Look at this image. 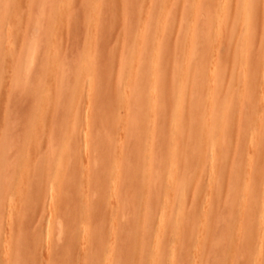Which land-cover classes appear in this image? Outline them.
Segmentation results:
<instances>
[{"label": "rangeland", "instance_id": "374dc122", "mask_svg": "<svg viewBox=\"0 0 264 264\" xmlns=\"http://www.w3.org/2000/svg\"><path fill=\"white\" fill-rule=\"evenodd\" d=\"M161 1L0 0V264H264L263 179L256 190L260 207L254 210L252 220L242 209V183L260 161L258 147H262L264 160V82L263 73L255 65L264 60V3L259 11L253 8L243 15L242 8H236V2L244 6V0H228L218 5L215 2L220 0H204L202 15L197 21L202 25L196 24L197 36L188 48L196 49L197 44L205 40L208 35L205 23L221 33L216 39L212 36L208 39L212 46L208 49L205 69L198 68L201 66L198 64V69L192 73L188 58L174 47L177 41L179 44L184 41L185 29H190L188 4L191 1L182 0L178 11L174 13L173 8V14L165 17L159 14ZM92 3H96L93 4L95 7ZM162 24L170 26L166 46L161 52L157 51L155 29ZM244 26L250 29L251 36L244 34ZM31 45L37 52H33ZM29 49V53H34L32 60ZM157 53L158 63H161L152 79L148 74L153 64L150 61ZM199 58L200 54L195 51L189 59L195 61ZM214 63L220 64L217 70ZM210 68H214L210 71L215 70L216 92L230 94L227 107L221 110L228 127L219 136L202 141L200 138L210 131L204 126L206 120L183 118L173 126L177 113L172 112L170 103L175 104L180 91L188 99H193L199 90L198 93L203 91L201 83L209 77ZM136 70L142 75L133 81L135 86H131L129 92L133 95V103L129 111L124 112L118 103L121 100L118 97V76L119 73L134 75ZM191 73L199 79H196L198 86L189 84ZM60 74L63 76L60 79L64 80L59 85L57 75ZM239 74L241 77L237 78ZM153 84L160 106L150 121L149 111L144 109L141 112L142 108L138 111L134 98L141 100ZM165 88L170 93L166 94ZM73 94L76 98L72 100ZM205 95L206 92H201L197 99ZM220 95L215 93L218 101ZM68 97L75 102L73 106ZM190 103L193 104L192 100ZM205 103L196 104L195 109L203 112L207 106ZM195 109L191 108V111ZM67 117H70L68 127L65 125ZM253 119L258 120L256 130L263 135L259 143L249 142L250 130L246 127ZM155 122L159 127L156 125V130L145 137V127H152ZM73 126L77 132L75 139L71 140L73 147L67 149L65 142ZM107 134L111 136L109 139ZM64 137L65 142L62 141ZM177 137L196 141L191 150L179 158L181 163L190 162L196 166L190 169V173L195 174L190 179L182 176L186 165H178L176 173L162 167L167 161V146ZM102 139L110 142V152L118 158L117 162L109 161L97 170L95 161L103 153H110L102 151L98 145ZM140 140L149 145V159L155 163L150 182L146 175L143 177L142 166H138L146 155L144 150H139ZM60 143L62 148L58 149ZM179 145L176 141L171 146ZM66 150L68 155L69 150L72 151V160L69 166L68 161L64 162L67 165L63 167L68 166L66 172L59 167L62 168L60 181H67L63 188L67 179L73 183L71 186L66 184L60 196L59 187L51 185L52 169L48 158L61 160L62 157L56 156ZM74 156H78V160L75 161ZM213 159L220 160L211 172ZM115 164L123 169V177L117 171L114 173ZM128 169L139 170L138 176L143 177V184L149 190L160 178L165 182L179 181L188 190L181 199L166 188L160 193L161 205L168 201L174 203L170 213L176 209L178 201L181 202L184 214L180 217L186 220L179 232L176 231V218L167 219L165 232L161 235L163 248L159 244L156 225L152 223L143 228L141 224L144 218L141 203L147 201L136 200L139 185L131 186L132 175ZM240 177H243L242 183L236 179ZM34 179L36 183L32 182ZM37 180L41 181L40 186H36L39 184ZM113 185L118 189L117 197L108 191ZM54 187L53 195L56 196L52 198ZM238 188L243 191L238 192ZM103 192L107 193L104 200ZM80 198L84 199L83 203ZM80 205L85 208L86 228L82 224ZM163 206L157 209L153 202L146 205L147 219L154 222L167 213L168 209ZM61 223L64 229L61 227L60 231ZM248 230L252 237L246 240ZM6 242L10 244L5 246ZM101 243L105 245L101 246ZM98 252L106 259H99ZM172 256L173 261H170Z\"/></svg>", "mask_w": 264, "mask_h": 264}, {"label": "bare ground", "instance_id": "6f19581e", "mask_svg": "<svg viewBox=\"0 0 264 264\" xmlns=\"http://www.w3.org/2000/svg\"><path fill=\"white\" fill-rule=\"evenodd\" d=\"M36 1V0H35ZM157 1V0H156ZM182 0H163V1H161L162 3H160L161 4V6H159L160 7V10L161 11H159V14L161 13V17H165L166 15H168V14H171L172 12L171 11H173V8H174V13L176 12V11H178V8H179V6H180V2H181ZM189 1V0H188ZM191 1V2H190ZM189 2L191 3V4H188V6L190 5V13H189V18H190V21H191V23H190V29H188V30H186L185 29V31H187V33L185 32V34H184V36H183V39H184V41L183 42H181V44H179V41H177L176 42V44L174 45V47H175V49L177 50L178 49V51L180 52V51H182V53H183V55L184 56H186L187 58H188V65H189V68H190V71L192 72V73H194L198 68H203V69H205V66H206V63H207V55H208V49H209V47H211L212 46V44H208V39H209V37L210 36H212V37H214L215 39H216V36L219 34V33H221L220 32V30L219 31H215V30H213L212 29V26L211 25H209L208 23H203L204 24V26H205V28H207L208 27V30H207V33H208V35H206V38H205V40H202V41H200L198 44H197V48L196 49H191V48H188V45L189 44H191L192 43V41H193V39L197 36V34H195L197 31V28H196V24L197 25H200V24H198V23H200V22H197L198 21V17H199V15H202V13L200 14V12H201V8H202V4H203V1L204 0H190ZM228 0H220V1H216L215 2V4H219V3H226ZM239 1H241V0H239ZM246 3L244 4V6H242V5H240L239 4V2H236V8H242V10H243V15H246V14H248V13H250V10L251 9H257V11H259V9H260V5L262 4V3H264V0H244ZM39 2H41V1H39ZM93 2H95V1H93ZM159 2V1H158ZM157 2V3H158ZM187 1H185V3H186ZM91 3V2H90ZM96 3H97V0H96ZM96 3H92V5L93 4H96ZM156 3V2H155ZM182 4H183V2H182ZM28 5V4H27ZM38 5H40V3H38ZM111 5V4H110ZM186 5V4H185ZM94 7H95V5H93ZM156 6V5H155ZM171 6H173L172 7V9H171ZM38 7H40V6H38ZM42 7V6H41ZM40 7V8H41ZM89 7H92L91 5L89 6ZM110 7V6H109ZM182 7V6H181ZM184 7H186V6H184ZM188 8V9H189ZM42 9V8H41ZM91 9V8H90ZM93 9V11H94V8H92ZM154 9V8H153ZM157 8L155 7V11H157L156 10ZM185 9H187V8H185ZM61 10V9H60ZM92 11V12H93ZM95 11H98V9L96 10L95 9ZM154 11V12H155ZM188 12H189V10H187ZM264 11V10H263ZM67 12H68V10H67ZM186 12V11H185ZM94 13V12H93ZM92 13V15H95L97 12H95V14H93ZM187 13V12H186ZM173 14V13H172ZM62 16V15H61ZM90 17V16H89ZM92 17V16H91ZM90 17V18H91ZM66 18V17H65ZM90 18L88 19V20H90ZM201 18V17H200ZM92 19H93V17H92ZM17 22V21H16ZM10 25V24H9ZM169 25V24H168ZM168 25L166 24V25H160V26H158V27H156L157 29H155V31H156V40H157V51H161L162 49H164V47L166 46V39H167V31H168ZM202 25V24H201ZM200 25V26H201ZM170 26V25H169ZM203 26V27H204ZM220 26V25H219ZM223 27H225V25L223 26ZM245 27V29H244V34L245 35H247V36H251V33H250V29L247 27V26H244ZM11 28V27H10ZM170 30V29H169ZM171 31V30H170ZM214 31V32H213ZM57 32V31H56ZM182 33V32H181ZM172 34V33H171ZM170 34V35H171ZM169 35V34H168ZM179 35V34H178ZM181 35V34H180ZM181 37V36H180ZM181 40H182V38H181ZM207 41V42H206ZM135 42V41H134ZM137 42V41H136ZM165 42V43H164ZM168 42V41H167ZM170 42V41H169ZM14 44V43H13ZM56 44V43H55ZM138 44V43H137ZM171 45V44H170ZM181 45V46H180ZM30 46V45H29ZM134 46H136V45H134ZM172 46V45H171ZM6 47H8V46H6ZM32 47H34V45L32 46L31 45V48ZM30 48V49H31ZM172 48V47H171ZM171 48H169V51H170V49ZM30 49L28 50V54L31 56L30 57V60H32V58L34 57L33 55H34V53H33V55H32V52L31 53H29V51H30ZM36 48L34 47V51L33 52H35L36 50H35ZM137 49V48H136ZM181 49V50H180ZM215 49V48H214ZM33 50V49H32ZM31 50V51H32ZM135 51V50H134ZM195 51L196 52H198L199 54H200V58H199V60H195V61H192V60H190L189 58H190V56L192 55V54H194L195 53ZM37 52V51H36ZM162 52V51H161ZM168 52V51H167ZM235 52H236V54H237V51L235 50ZM50 54V53H49ZM159 54H160V52H159ZM159 54L157 53V54H154L152 57H151V61L150 62H152L153 64H152V66H151V68L149 69V72H148V74H151V76H152V79H154L155 77H156V75H155V73H156V71L158 70V68L160 67V63H161V61L158 63V61L160 60V58H158L159 57ZM29 55H28V57H29ZM33 56V57H32ZM49 55H47V57H48ZM133 56V55H132ZM47 57H46V59H47ZM138 57V56H137ZM163 57H165L164 58V60L166 61V55H164ZM50 58H51V56H50ZM53 58V57H52ZM61 58V57H60ZM133 58H134V56H133ZM49 59V58H48ZM50 60H52V59H50ZM138 59H136V61H137ZM209 60H210V58H209ZM49 61V60H48ZM212 61H213V59H212ZM59 62V61H58ZM209 62V61H208ZM264 62V60H262L261 62H257V63H255V65L256 66H258V68H259V71L260 72H262L263 73V76H262V80H263V82H264V64L263 65H261L262 63ZM202 63V64H201ZM211 63H213V62H211ZM247 63V61H244V64H246ZM198 64H200L201 66H199L198 68H196L197 66H198ZM214 64H216V63H214ZM219 65L220 64H216V67H214L215 68V70H217L218 69V67H219ZM214 68H212V69H214ZM123 69V68H122ZM211 68L209 69V71L210 70H212ZM200 70V69H199ZM215 70L214 71H210L211 73L209 74V77L204 81V83H201V86H202V84H203V86H204V88L202 89L203 91H201V92H206V95H205V97H202V98H198L197 99V96H199V94L201 93H198V92H196L195 94H197V95H195V97L193 98V99H191V97L188 99L183 93H182V91H180V95H179V97L177 98V99H175L174 101H175V104H172V103H170V105H171V110H172V112H176L177 113V117L174 119V121H172V124H173V126H175L176 124H178V121L180 120V119H183V118H186V119H188L189 121H191V119H192V117H195V119H198V120H201V119H204V120H206V123L204 124V126L206 127V128H210V131H208V133H206L205 135H203L201 138H200V140H204V139H207V138H209V137H217V136H219L220 135V133H222V131H223V129L225 130V128L227 129V125H226V117H225V115H223V114H221V110H223V109H225L226 107H227V104H228V101H229V99H230V94L229 93H224L223 91L222 92H220V93H218V92H216V90L218 89V86H217V84H216V80H215V75H214V72H215ZM140 71V70H139ZM137 74H136V73ZM135 72H133L134 73V75H132V74H125L124 76L123 75H121L120 73H119V76H118V80H119V95H118V97L120 96V102H118L119 103V106H120V108H123L124 109V112L126 111V112H128L129 111V109H130V107H131V104L133 103L132 101H133V95L132 94H130L129 95V92H131L132 91V87L131 86H135L134 85V82L133 81H135V80H138V75H142V73H138V70H136ZM61 74H62V72H60ZM191 73V74H192ZM59 74V73H58ZM61 74L60 75H57L58 77H59V79L60 78H62L63 76H61ZM61 76V77H60ZM58 77H57V79H58ZM241 77V75L239 74L238 76H237V78H240ZM56 79V78H55ZM117 79V78H116ZM196 78V76L194 75V74H192L191 75V80L189 81V84H191V85H197L198 86V83H197V80H199V79H197ZM61 80V81H60ZM60 80H58V84L60 85V83L59 82H62L64 79H60ZM56 82V81H55ZM138 82V81H137ZM12 83V82H11ZM16 84V83H15ZM131 84V85H130ZM135 84H136V82H135ZM62 83H61V88H62ZM153 87L155 86V84H153L152 85ZM151 86V87H152ZM116 87V86H115ZM114 87V88H115ZM151 88V90H149L148 92H147V94L140 100V98H137V99H135L134 98V100L135 101H137V108H138V111H139V108H142L140 111L142 112V110L144 111V109H147L148 111V113H149V117H150V121H153V118L157 115V112H158V109H159V104H158V97H157V93H156V90H154L155 89V87L154 88ZM117 88V87H116ZM58 89H60L59 87H58ZM71 89V88H70ZM69 89V90H70ZM77 89V88H76ZM74 90H75V87H74ZM79 90V89H78ZM58 91V90H57ZM64 91V90H63ZM60 92V94H62V90L61 91H59ZM76 92V91H75ZM75 92H73V93H75ZM168 92L170 93V91L168 90V88H165V93L166 94H168ZM63 93H66V91L65 92H63ZM77 93V92H76ZM79 93V92H78ZM215 93L219 96L220 94V97H221V99H220V101H218L216 98H215ZM44 95H46L45 94V92L43 93ZM67 94H70V93H67ZM171 94H173V92L171 91ZM72 95V94H71ZM63 95H61V97H62ZM67 96V95H66ZM74 96H76V95H74L73 94V97L71 98L72 100H73V98H76V97H74ZM56 97H58L57 95H56ZM60 97V96H59ZM264 97V96H263ZM145 98H148V99H151L150 101H146L145 100ZM70 99V100H71ZM69 100V97H68V101H70ZM71 100V103H72V106H73V102L74 101H72ZM132 100V101H131ZM190 100H192V102H193V107H192V105H191V103H190ZM227 100V101H226ZM67 101V102H68ZM129 101H131V102H129ZM135 101H134V108H136L135 107ZM203 101H206V103H205V105H207L206 106V109H204L203 110V112H198L196 109H195V106H196V104H199L200 102H203ZM223 101H226V102H223ZM240 102H243L242 100L240 101ZM245 102V101H244ZM68 103H70V102H68ZM75 103V102H74ZM56 104V103H55ZM82 104V103H81ZM58 105V104H57ZM132 105V106H133ZM166 105V104H165ZM55 106V105H54ZM69 106H71L70 104H69ZM166 107V106H165ZM191 108H194L195 110H193V111H191ZM197 109L199 108L198 107V105H197V107H196ZM242 109H243V107H241ZM240 108V111L242 110ZM166 109H167V107H166ZM165 109V110H166ZM162 110H163V108H162ZM169 110V109H168ZM244 110V109H243ZM186 111V112H185ZM167 112V111H166ZM165 112V113H166ZM107 114H109L108 112H107ZM128 113H126V115H127ZM141 114V117L140 118H142V113H140ZM145 114H146V112H145ZM71 116V115H70ZM129 116V115H128ZM128 116H126L127 118H128ZM139 116V115H138ZM147 116V115H146ZM145 116V117H146ZM69 118L70 117H67V121L69 120ZM140 118H139V120H140ZM143 119V118H142ZM67 121H65V122H67ZM70 121H71V119H70ZM76 122V121H75ZM123 122V121H122ZM144 122V121H143ZM141 123H142V121H141ZM157 122H155V123H153V125H152V127H148V126H146L145 127V129H146V136L145 137H147L149 134H150V132L151 131H154V130H156V125L158 126V124H156ZM69 124V121H68V123H65V125L67 126ZM126 124H127V121H126ZM125 124V125H126ZM128 124H129V122H128ZM127 124V125H128ZM138 124V123H137ZM139 124H140V121H139ZM215 124H217V125H215ZM262 124V123H261ZM73 125V124H72ZM238 125L240 126V124L238 123ZM258 125H259V122H258V120H256V119H253V120H249L248 121V124H247V127L246 128H248L250 131H249V133H250V135H248V137H250L249 138V142L250 143H254V142H257V143H259V142H261L262 141V138H263V135L261 134V133H259V132H257V130L256 129H258ZM237 126V125H236ZM239 126L238 127H236V129H238L239 128ZM68 127V126H67ZM113 127H116V125L115 124H113ZM128 127V126H127ZM159 127V126H158ZM74 130H73V129ZM71 129H70V136L69 137H67L68 139H66V137H64L63 138V140L62 141H64L65 139L67 140V142H65L66 143V145H67V149H69V147L71 148V147H73V146H71V144L73 143L71 140H73V139H75V135H76V132H77V130H76V127H72ZM67 128L65 127V130H66ZM123 129H124V127H123ZM128 129V128H127ZM219 130V131H218ZM67 131V130H66ZM120 132V131H119ZM122 132V131H121ZM239 132V131H238ZM124 133H125V131H124ZM123 133V134H124ZM74 134V136H72ZM119 134V133H118ZM140 135V134H139ZM78 136V135H77ZM107 136H108V139L111 137L110 135H108L107 134ZM125 136V135H124ZM199 140V141H200ZM60 142V140H56L55 142ZM141 141V140H140ZM176 141H178L179 142V147H173V146H171L172 145V142H176ZM168 146H167V161H166V163H164L163 164V169L165 170V169H168L169 170V172L170 173H176V171H177V168H178V165H186L187 166V168L185 169V171H184V175H183V173H182V176H184V179H190V178H192L195 174H192V173H190L191 172V168L193 169L194 167H196V166H193V165H190V162H188L187 164L186 163H181L180 162V160H179V158L181 157V156H183L187 151H189V150H191V148H192V146H193V144L195 145V142L196 141H188V140H184V139H181L180 137L178 138H176V139H173V141H172ZM221 142H222V140H221ZM52 143L54 144V142L52 141ZM82 143V142H81ZM96 143V142H95ZM138 143V142H137ZM141 143H142V141H141ZM147 142H143L142 144H141V146H140V149L139 150H144L145 152H146V155L143 157L144 159H143V163L141 162V165H138L139 167L140 166H142L141 168L142 169H140V171L142 172V175H143V177H145V175H146V178H148V181L150 182V179L153 177L152 175L154 174V172L153 171H155V170H153V169H155V163L154 162H152L150 159H149V149H150V147H149V145L148 144H146ZM249 143V144H250ZM52 144V145H53ZM88 144V143H87ZM56 145V144H55ZM60 145H61V143H60ZM65 145V146H66ZM98 145L101 147V149H102V151H111V146H110V142L108 143V141L106 140V139H102V140H100V141H98ZM260 145V144H259ZM58 146V145H57ZM56 146V147H57ZM138 146H139V144H138ZM171 146V147H170ZM87 147V146H86ZM128 147V146H127ZM137 147V146H136ZM60 148H62V145H61V147L59 146L58 147V149H60ZM65 148V147H64ZM65 148V149H66ZM139 148V147H138ZM65 149H61V150H65ZM73 149V148H72ZM71 149V150H72ZM127 149H129V147L127 148ZM258 151H259V157H260V161H259V163H258V165L255 167V169L251 172V175H250V177H248V179H244V181H243V183H242V179H243V177H240V178H236L238 181H239V183H242L243 184V190H244V202H243V204H242V209H243V211H245V214L247 215V217L248 218H250V220H252L251 218H252V214H253V212H254V210L255 209H259V207H260V201H259V199H258V194L256 193V190H257V186H258V184L260 183V181H261V179H263L264 180V160H263V154H262V147H258ZM56 150V149H55ZM71 150H69V152H71L72 153V151ZM88 150H89V148H88ZM63 152V151H62ZM53 153V152H52ZM60 153V155H58L57 154V156L56 157H62V159H66L65 161L64 160H59V158H55V160L52 158V157H50V158H48L49 159V162H50V169H52V173H51V185L53 184L56 188L57 187H59L58 189H57V191L58 190H60V194H59V192L57 193V194H59L60 196H62V194L63 193H61V191L62 192H64L65 191V186H66V184H67V186L69 185V186H71L72 185V183H73V181L71 180L70 181V179H67L68 180V183H65V186H64V188H63V184H64V182H67L66 181V179H64V182H63V176L61 177L62 179V182L60 181V171H62V170H60V169H62V168H64L65 167V165H67L66 163H67V161H68V166L71 164V153H69V155L67 154L68 153V150H66V153H65V151L63 152V153H61V151L59 152ZM66 154V155H65ZM74 154V153H73ZM73 154H72V156H73ZM62 155H65L66 156V158H64L65 156H62ZM89 155V154H88ZM54 157V156H53ZM75 157V156H74ZM74 157H73V160H74ZM78 157V156H77ZM77 157H75V161L76 160H78V159H76ZM89 157V156H88ZM117 157V156H116ZM118 158V157H117ZM117 158H115L113 155H112V153L110 152V153H108V154H105L104 155V153L101 155V157L99 158V159H97L95 162H97V164L95 163V165H98V167H97V170L99 169V168H102L103 167V165H106V163L107 162H109V161H116L117 160ZM204 161L206 160V158L204 157V158H202ZM139 160V159H138ZM141 160V159H140ZM219 160L220 159H213L212 160V162H211V164L210 165H212V167H211V172H212V169H214V165H216L218 162H219ZM62 161V162H61ZM75 161H74V163H75ZM86 161V160H85ZM61 162V163H60ZM64 162H66L65 164H64ZM70 162V163H69ZM78 162V161H77ZM117 162V161H116ZM73 164V163H72ZM88 164H90V161H89V163ZM251 164V163H250ZM248 164L250 167L249 168H251L252 169V167L251 166H253V164ZM63 165H64V167H63ZM74 165H76V164H73V166ZM60 166H62V168H59ZM68 166H66V169L68 168ZM114 166V169H115V172L114 173H116V171H117V174H118V172H119V175H121V177H123V169H119L118 168V166L115 164V165H113ZM137 166V167H138ZM39 167H41V166H39ZM38 167V168H39ZM86 167V166H85ZM138 167V168H139ZM248 168V171H249V173H250V169ZM6 169V168H5ZM66 169L64 168L63 169V172L65 171L66 172ZM196 169V168H195ZM85 170V169H84ZM126 170V169H125ZM131 171V169H128V171ZM127 171V170H126ZM125 171V172H126ZM139 171V170H138ZM138 171H135L134 172V170L133 171H131V174L130 175H132V181H131V186H134V185H136V184H138L139 186H138V188H139V191H138V195H137V197H136V200H138V199H144L145 201H147V202H145V204H143V202L141 203L142 205H143V220H142V222H141V224H142V226H143V228H145L147 225H150V224H155L156 225V232L158 233V237H159V244L161 245V248H163L162 247V240H161V235L165 232L164 231V225H165V222L167 221V219L169 218V217H171V218H176V221H175V224H176V231H181L182 229H183V226H185V218H182V217H180V215L181 214H184V206L182 205V204H180L181 202L180 201H178V203H177V207H176V209H174L173 211H171V213H170V209H171V205H173L170 201H168V202H166L165 204H164V206L163 205H161L162 203L159 201L160 199H159V196H160V193H162V191H163V188H166V189H169V190H172V191H174V193H176V195L178 196V199H181L182 198V196L188 191L187 190V188L183 185V184H181L179 181H175V182H165V180L164 179H162V178H160V179H157V180H155L154 181V188H152V189H148V188H146V186L143 184V177H141V175H139L138 176ZM140 172V173H141ZM27 173V172H26ZM114 173H113V175H114ZM128 173V172H127ZM214 173V172H213ZM38 174H40V173H38ZM61 175H65V173H63L62 174V172H61ZM118 175V176H119ZM40 176V175H39ZM66 176V175H65ZM83 177V176H82ZM120 177V176H119ZM129 177V176H128ZM21 178V177H20ZM65 178V177H64ZM89 179V178H88ZM35 181V179L34 180H32V182H34ZM37 182H39L38 180H37ZM41 182V181H40ZM40 182H39V184H36V186L37 185H41L40 184ZM62 184H61V183ZM22 183H23V181H22ZM34 183H36V181L34 182ZM18 184V183H17ZM109 184V183H108ZM20 185H22V184H20ZM31 185H32V183H31ZM85 185V184H84ZM35 186V185H34ZM38 186V187H39ZM37 187V188H38ZM52 187V189H53V186H51ZM54 187V190L51 192L52 194V198H54L55 196L53 195L54 194V192L56 191V188ZM84 187V186H83ZM137 187V186H136ZM30 188H32V187H30ZM29 188V189H30ZM87 188V187H86ZM33 189V188H32ZM38 189H40V188H38ZM63 189H64V191H63ZM70 189V188H69ZM68 189V190H69ZM116 189H117V187L115 186V185H113V188H111L110 190H108V191H110L111 192V194L113 193L115 196H116ZM131 189V188H130ZM18 190V189H17ZM88 189H86V191H87ZM118 190V189H117ZM241 188H238L237 189V191L239 192H241ZM242 190V191H243ZM30 191V190H29ZM35 191V190H34ZM105 191H107V189L105 190ZM31 192V191H30ZM196 192H197V190H196ZM135 193V192H134ZM64 194H66V192L64 193ZM79 194H82V192H80ZM85 194H87V196H88V199H87V201L89 202V195H88V192L87 193H85ZM100 194V193H99ZM106 194L107 193H104L103 192V195H102V199L104 200L105 199V197H106ZM118 195V194H117ZM31 196V195H30ZM58 196V195H57ZM59 196V198H61ZM65 196V195H64ZM86 196V195H85ZM105 196V197H104ZM96 197V196H95ZM117 197V196H116ZM135 197V196H134ZM22 198V197H21ZM115 198V197H114ZM58 199V198H57ZM81 200H82V198H80ZM79 199V200H80ZM84 199H85V197H84ZM83 199V200H84ZM168 199V198H167ZM21 200V199H20ZM28 200H29V198H28ZM83 200H82V203H83ZM119 200V199H118ZM136 200H134V201H136ZM80 202V201H79ZM98 202V201H97ZM150 202L152 203L153 202V204L157 207V209H161L162 208V206H163V208H166V209H168L167 210V213H163L162 215H160L159 216V218L156 220V221H150V219L148 218L147 219V214H148V212H147V210H146V205H148V204H150ZM54 203V202H53ZM53 203H51V205L53 204ZM81 203V202H80ZM116 203V202H115ZM117 203H118V201H117ZM125 204H126V202H125ZM124 204V205H125ZM10 205H11V203H10ZM25 205V204H24ZM89 205V204H88ZM114 206H115V204H114ZM220 206V205H219ZM263 206H264V204H263ZM262 206V207H263ZM86 207V206H85ZM88 207V206H87ZM86 207V208H87ZM90 208H91V206H89ZM192 207V206H191ZM124 208V207H123ZM122 208V209H123ZM193 208V207H192ZM50 209V208H49ZM52 209H54V208H52ZM84 207H82L81 205L79 206V211H80V214H81V220H82V224L84 225V227L86 228L88 225H87V223L85 222V216H84V214L83 213H85V211H84ZM114 209V208H113ZM125 209V208H124ZM86 210H88V208L86 209ZM90 210V209H89ZM142 210V209H141ZM52 211V210H51ZM48 213H49V211H48ZM53 214V213H52ZM52 214H50V215H52ZM49 215V214H48ZM55 217H56V215H55ZM261 217L264 219V207L262 208V214H261ZM51 218V217H50ZM262 218H261V221H262ZM54 219V218H53ZM60 219V218H59ZM62 220V219H61ZM63 221V220H62ZM264 221V220H263ZM53 223H54V221H53ZM64 223V222H63ZM203 223V222H202ZM58 224V223H57ZM48 225V224H47ZM263 225V224H262ZM126 226V225H125ZM57 227H59V226H57ZM62 227V223H61V225H60V231H61V229L63 228H61ZM82 228V227H81ZM85 228H84V230H85ZM64 229V228H63ZM57 230H58V228H57ZM8 233H9V231H8ZM77 233H79L78 231H77ZM75 234V236H77L78 237V234ZM60 235V234H59ZM113 236L114 235H112V238H113ZM258 236V235H257ZM6 237V236H5ZM10 237V236H9ZM116 237V236H115ZM251 237H252V232H250L249 230L248 231H246V233H245V239L246 240H249V239H251ZM57 238H58V236H57ZM56 238V239H57ZM74 238H76V237H74ZM48 239V238H47ZM51 239V238H50ZM60 238H58V240H59ZM111 240H113V239H111ZM9 241V240H8ZM51 241V240H50ZM60 241V240H59ZM114 241H115V239H114ZM114 241H112V244H113V242ZM178 241V240H177ZM5 242V241H4ZM7 243L8 242H6L4 245L5 246H7ZM8 244H10V243H8ZM51 244V243H50ZM57 244V243H56ZM101 246H104L102 243L100 244ZM261 255V254H260ZM14 256V255H13ZM97 257L100 259H106L100 252H98L97 253ZM261 260V259H260ZM153 261V260H152ZM170 261H173V256L170 258ZM258 263V262H257Z\"/></svg>", "mask_w": 264, "mask_h": 264}]
</instances>
